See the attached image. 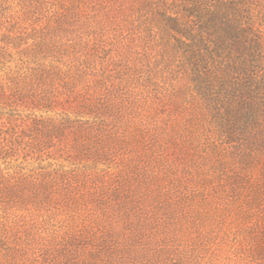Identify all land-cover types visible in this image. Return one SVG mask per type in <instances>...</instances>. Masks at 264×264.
Wrapping results in <instances>:
<instances>
[{"label": "rangeland", "instance_id": "1", "mask_svg": "<svg viewBox=\"0 0 264 264\" xmlns=\"http://www.w3.org/2000/svg\"><path fill=\"white\" fill-rule=\"evenodd\" d=\"M227 1L214 105L161 14L216 0H0V264H264V0Z\"/></svg>", "mask_w": 264, "mask_h": 264}, {"label": "trees", "instance_id": "2", "mask_svg": "<svg viewBox=\"0 0 264 264\" xmlns=\"http://www.w3.org/2000/svg\"><path fill=\"white\" fill-rule=\"evenodd\" d=\"M216 2L218 4L209 14L197 9L194 4L177 5L172 11L165 10L161 14L168 29L176 33V47L189 53V61L194 67L191 83L195 91L214 105L218 103L217 97L228 78L222 69L223 58H226L228 73L247 74L252 66L248 64L246 56L251 51V44L257 43L249 38V29L237 15L236 7L227 0ZM184 6H187L185 10ZM185 16H192L195 23L184 21ZM211 42L216 47L215 51Z\"/></svg>", "mask_w": 264, "mask_h": 264}]
</instances>
